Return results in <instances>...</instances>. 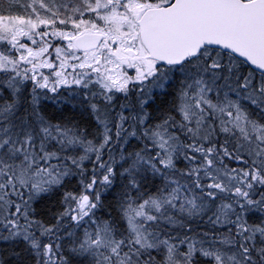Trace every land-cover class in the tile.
Returning a JSON list of instances; mask_svg holds the SVG:
<instances>
[{"label": "snow or ice", "instance_id": "1", "mask_svg": "<svg viewBox=\"0 0 264 264\" xmlns=\"http://www.w3.org/2000/svg\"><path fill=\"white\" fill-rule=\"evenodd\" d=\"M0 264H264V0H0Z\"/></svg>", "mask_w": 264, "mask_h": 264}]
</instances>
